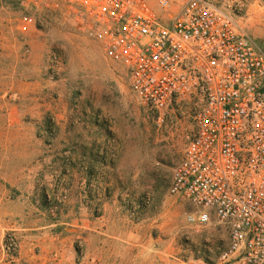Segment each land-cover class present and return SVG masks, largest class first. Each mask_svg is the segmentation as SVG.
Returning <instances> with one entry per match:
<instances>
[{"label":"rangeland","instance_id":"374dc122","mask_svg":"<svg viewBox=\"0 0 264 264\" xmlns=\"http://www.w3.org/2000/svg\"><path fill=\"white\" fill-rule=\"evenodd\" d=\"M213 1L264 48V0ZM51 2L21 30L0 0V264H214L227 231L188 224L194 207L168 192L190 117L143 104Z\"/></svg>","mask_w":264,"mask_h":264},{"label":"built area","instance_id":"2783aa9c","mask_svg":"<svg viewBox=\"0 0 264 264\" xmlns=\"http://www.w3.org/2000/svg\"><path fill=\"white\" fill-rule=\"evenodd\" d=\"M50 1L17 0L19 28ZM58 1L143 104L190 117L168 192L194 207L188 224L227 231L214 264H264L263 46L213 0Z\"/></svg>","mask_w":264,"mask_h":264},{"label":"crops","instance_id":"0c3cea01","mask_svg":"<svg viewBox=\"0 0 264 264\" xmlns=\"http://www.w3.org/2000/svg\"><path fill=\"white\" fill-rule=\"evenodd\" d=\"M227 241H228V238H227ZM121 262H123V264H135L136 263L135 258L133 257L123 256V257L118 258V256H112V257L110 256L102 257L101 256V257L95 258V262H91V264H119ZM85 264H87V262Z\"/></svg>","mask_w":264,"mask_h":264}]
</instances>
